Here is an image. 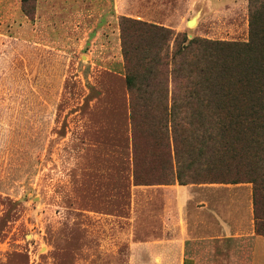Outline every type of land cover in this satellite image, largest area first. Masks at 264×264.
Segmentation results:
<instances>
[{
	"label": "rangeland",
	"instance_id": "374dc122",
	"mask_svg": "<svg viewBox=\"0 0 264 264\" xmlns=\"http://www.w3.org/2000/svg\"><path fill=\"white\" fill-rule=\"evenodd\" d=\"M160 1L0 0V264H130L160 237L162 188H134L121 19L250 32L249 0Z\"/></svg>",
	"mask_w": 264,
	"mask_h": 264
},
{
	"label": "trees",
	"instance_id": "16d2710c",
	"mask_svg": "<svg viewBox=\"0 0 264 264\" xmlns=\"http://www.w3.org/2000/svg\"><path fill=\"white\" fill-rule=\"evenodd\" d=\"M247 42L121 19L134 186L251 183L264 236V0Z\"/></svg>",
	"mask_w": 264,
	"mask_h": 264
},
{
	"label": "crops",
	"instance_id": "0c3cea01",
	"mask_svg": "<svg viewBox=\"0 0 264 264\" xmlns=\"http://www.w3.org/2000/svg\"><path fill=\"white\" fill-rule=\"evenodd\" d=\"M113 1L121 12L125 9L122 5L140 0ZM198 1L176 0L187 4ZM158 187L164 193L161 235L134 242L130 264L149 260L150 264H211L217 253H224L219 257L225 264H264V236L256 233L251 183L134 186ZM138 249L144 250V256L135 252Z\"/></svg>",
	"mask_w": 264,
	"mask_h": 264
},
{
	"label": "water",
	"instance_id": "95a60500",
	"mask_svg": "<svg viewBox=\"0 0 264 264\" xmlns=\"http://www.w3.org/2000/svg\"><path fill=\"white\" fill-rule=\"evenodd\" d=\"M193 21H194V20H193ZM193 21H191L189 24L192 25V22H193ZM193 25H194V24H193Z\"/></svg>",
	"mask_w": 264,
	"mask_h": 264
},
{
	"label": "bare ground",
	"instance_id": "6f19581e",
	"mask_svg": "<svg viewBox=\"0 0 264 264\" xmlns=\"http://www.w3.org/2000/svg\"><path fill=\"white\" fill-rule=\"evenodd\" d=\"M194 23H195V22L193 21V22H192V25H193Z\"/></svg>",
	"mask_w": 264,
	"mask_h": 264
}]
</instances>
